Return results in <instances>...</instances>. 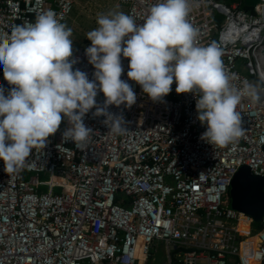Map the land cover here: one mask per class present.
<instances>
[{
	"label": "built area",
	"instance_id": "1",
	"mask_svg": "<svg viewBox=\"0 0 264 264\" xmlns=\"http://www.w3.org/2000/svg\"><path fill=\"white\" fill-rule=\"evenodd\" d=\"M137 24L156 0H118ZM244 0H191L189 22L197 44L215 43L231 85L255 84L260 100L243 95L237 110L244 135L226 147L201 140L192 93L172 91L152 101L127 78L137 95L130 108L110 105L126 132H109L95 108L83 118L92 130L77 146L64 141L62 118L46 146L34 148L25 166L10 176L0 160V264H147L152 244L165 243L164 264H263L262 227L232 207L231 184L243 165L264 177V0L245 9ZM75 0H0V35L53 11L61 23ZM84 45L73 49L74 70L94 79ZM245 60L249 75L239 70ZM5 94L12 86L4 79ZM97 105L105 97L98 91ZM46 188V190L44 189ZM57 189H60L59 191ZM257 238L255 245L251 239Z\"/></svg>",
	"mask_w": 264,
	"mask_h": 264
},
{
	"label": "clouds",
	"instance_id": "2",
	"mask_svg": "<svg viewBox=\"0 0 264 264\" xmlns=\"http://www.w3.org/2000/svg\"><path fill=\"white\" fill-rule=\"evenodd\" d=\"M191 0H156L142 23L124 12L97 17L95 29L87 32L85 49L94 79L75 69L72 29L49 10L35 22L14 25L0 35V65L10 90L0 85V160L10 176L22 169L34 148H44L50 136L68 123L64 141L77 146L87 142L92 130L83 118L93 108L104 116L112 133L126 132L122 116L108 106L136 103L137 95L121 79L122 57L128 59L127 78L136 82L154 102L163 100L175 82L177 94L196 98L197 119L206 130L200 139L226 147L244 135L237 110L242 96L260 100L255 84L243 90L231 85L215 43L197 44L198 29L189 22ZM98 91L104 106L97 105Z\"/></svg>",
	"mask_w": 264,
	"mask_h": 264
},
{
	"label": "rangeland",
	"instance_id": "3",
	"mask_svg": "<svg viewBox=\"0 0 264 264\" xmlns=\"http://www.w3.org/2000/svg\"><path fill=\"white\" fill-rule=\"evenodd\" d=\"M229 4L230 0H225ZM108 12H127V7L120 4L118 0H75V6L72 14L65 24L72 29L73 49L84 45L88 39L87 32L98 27L97 17ZM245 60L239 63V70L242 73L250 75L248 68L245 66ZM46 190V188L44 187ZM58 191L60 189H57ZM262 227V222H255L252 226V234L256 233ZM167 262V253L165 243L157 240L152 244L151 256L147 264H164Z\"/></svg>",
	"mask_w": 264,
	"mask_h": 264
},
{
	"label": "water",
	"instance_id": "4",
	"mask_svg": "<svg viewBox=\"0 0 264 264\" xmlns=\"http://www.w3.org/2000/svg\"><path fill=\"white\" fill-rule=\"evenodd\" d=\"M223 1V0H217ZM260 0H244V5L253 8ZM232 207L249 214L254 222L264 217V177L254 174L243 165L233 177L231 184Z\"/></svg>",
	"mask_w": 264,
	"mask_h": 264
},
{
	"label": "bare ground",
	"instance_id": "5",
	"mask_svg": "<svg viewBox=\"0 0 264 264\" xmlns=\"http://www.w3.org/2000/svg\"><path fill=\"white\" fill-rule=\"evenodd\" d=\"M251 242H252L253 245H255L256 242H257V238H256V237H253V238L251 239Z\"/></svg>",
	"mask_w": 264,
	"mask_h": 264
},
{
	"label": "trees",
	"instance_id": "6",
	"mask_svg": "<svg viewBox=\"0 0 264 264\" xmlns=\"http://www.w3.org/2000/svg\"><path fill=\"white\" fill-rule=\"evenodd\" d=\"M243 7H244L245 9H250L249 7H246L245 5H243ZM263 264H264V262H263Z\"/></svg>",
	"mask_w": 264,
	"mask_h": 264
}]
</instances>
